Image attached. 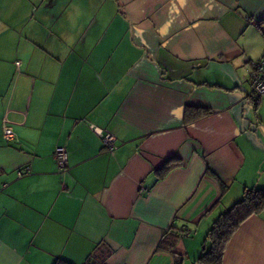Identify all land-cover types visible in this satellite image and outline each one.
I'll return each mask as SVG.
<instances>
[{"label":"crops","instance_id":"0c3cea01","mask_svg":"<svg viewBox=\"0 0 264 264\" xmlns=\"http://www.w3.org/2000/svg\"><path fill=\"white\" fill-rule=\"evenodd\" d=\"M261 58L264 0H0V264H83L97 246L104 264H200L215 220L264 189ZM222 264H264V210Z\"/></svg>","mask_w":264,"mask_h":264},{"label":"trees","instance_id":"16d2710c","mask_svg":"<svg viewBox=\"0 0 264 264\" xmlns=\"http://www.w3.org/2000/svg\"><path fill=\"white\" fill-rule=\"evenodd\" d=\"M259 99L254 102L257 103ZM195 111V113H194ZM210 111L205 109H184V121L189 122L196 120L205 115H209ZM15 141V140H14ZM210 176L216 180L223 192L227 186L212 172ZM264 210V189L257 187L246 188L243 191L242 198L235 202L229 209L224 211L213 223L212 227L205 235L204 250L197 259L200 264H222V257L226 246L237 230V228L250 216L258 214ZM175 239L178 234L172 233ZM188 235V234H187ZM159 248L170 250L174 247L173 242L168 243V247ZM109 253V251H108ZM105 253L101 246H97L96 250L90 254L83 264H104ZM53 264H71L65 260L57 259ZM175 264H181V259L176 258Z\"/></svg>","mask_w":264,"mask_h":264},{"label":"built area","instance_id":"2783aa9c","mask_svg":"<svg viewBox=\"0 0 264 264\" xmlns=\"http://www.w3.org/2000/svg\"><path fill=\"white\" fill-rule=\"evenodd\" d=\"M249 83L251 98L254 102L257 99H260L262 95H264V58H261L260 60L252 63L249 73ZM1 135L3 140L6 142H12L16 140L14 132L6 125L2 127ZM100 136L102 137L105 148L112 152L115 149L114 137L110 133H100ZM52 153L56 161L58 170L61 172H65L67 168L66 150L63 147H56ZM28 173L29 168H25L18 171L17 175L18 177H22L23 175H27ZM186 234L188 233L186 232Z\"/></svg>","mask_w":264,"mask_h":264},{"label":"rangeland","instance_id":"374dc122","mask_svg":"<svg viewBox=\"0 0 264 264\" xmlns=\"http://www.w3.org/2000/svg\"><path fill=\"white\" fill-rule=\"evenodd\" d=\"M261 98H264V95H262ZM259 115L264 117V103L261 104V109L257 112V116H259ZM253 130H257L258 132H261L262 134H264V125H261L258 128V126L256 124V121L254 120V122H253Z\"/></svg>","mask_w":264,"mask_h":264}]
</instances>
